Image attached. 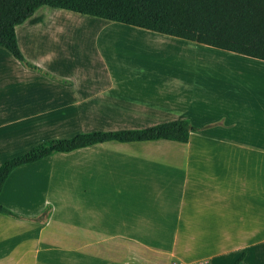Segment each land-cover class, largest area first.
<instances>
[{
    "label": "crops",
    "instance_id": "obj_1",
    "mask_svg": "<svg viewBox=\"0 0 264 264\" xmlns=\"http://www.w3.org/2000/svg\"><path fill=\"white\" fill-rule=\"evenodd\" d=\"M60 13L57 16H68L65 18L67 21L76 22L79 27V23L83 24L89 31L84 41L79 43V50L90 49L87 55L89 67L82 72L76 71L77 68L66 72L59 69L57 65L68 60L62 42L59 45L62 52L47 55L54 65L48 66L43 58L36 60L26 57L43 72L28 68L10 53H4L10 63V79L7 74L0 80V154L14 152L16 146L29 138H35L38 144L46 136H57L52 129L56 121L68 114V110L78 113L80 107L90 106L98 108L102 114L114 112L122 115V104H125L131 105V111L146 114L149 119L158 121L156 123L176 119H188L191 122L218 121L214 128L202 129L214 140L213 146H193L197 152L216 153L213 162L205 160L206 164H203L207 166L213 163L214 167L207 168L213 170L210 173L202 174L194 164L185 162L184 166L181 165L183 174L177 177L172 175L173 160L165 154L156 156L157 160L163 162L162 167L140 168L139 165L142 175L96 178L93 176L95 162H110H105V155L96 156L83 151L108 144L70 153H57L38 162L22 165L7 178L0 194V204L28 218L0 217V264H112L94 256L95 249L102 248V235L110 233H182L186 235L183 240L184 249L194 247L195 239L190 234H222L231 232L230 228L233 227L235 232L248 233L254 225L250 218L254 219L255 210L258 209L262 217L264 210L247 205L251 209L250 213L245 210L242 214H234L231 205L241 182L249 183L250 178L262 184L264 194V87L258 86L263 90H258L257 86L253 90L248 85L234 87L236 97L230 99L224 98L222 91L220 95L216 91L208 92L213 89L208 87L206 81L186 80L187 75L183 69L184 76L171 79L168 75L167 81L162 82L134 78L132 71L135 69L124 66L127 64L122 58L125 42L140 40L145 35L148 38H159L162 46L186 54H189L187 50L190 46L175 36L157 32L153 34L154 31L138 33L134 30L138 27L131 25L75 12L66 15ZM230 53L233 57H240H232L235 62L264 69L263 60ZM148 66L140 68L158 70L155 66ZM181 67L184 68V65ZM195 69L194 73L198 74V68ZM213 84L215 87H230L224 82ZM136 87L139 89L134 91ZM144 89L151 90L140 91ZM213 97L217 99L215 102L218 110L215 105L205 103L206 98L210 100ZM226 106L229 107L227 110ZM213 111L214 119L207 118L213 115L210 114ZM86 113L89 116L93 114ZM202 132H192L185 144H189L193 136ZM58 155H73V160L61 167L62 175L52 177L39 173L41 176L37 183L43 190V199L31 209L16 202L12 198L14 191H28L20 188L18 181L30 175L29 167ZM4 160L6 158L0 159V164ZM69 171L73 173L68 174ZM29 186L35 190V180L31 179ZM17 197L16 194L14 198ZM47 205L51 208L46 221H42V217L35 219ZM114 206L119 208L117 215H112L116 212H109ZM71 233H74L72 238ZM257 243L264 244V239L241 247L250 248L257 246ZM129 246L124 249L125 254H130L133 247L137 250L141 247L152 248L143 244ZM166 249L174 251L173 239L170 249ZM154 250L159 249L154 247ZM246 260L245 256L241 264H245Z\"/></svg>",
    "mask_w": 264,
    "mask_h": 264
},
{
    "label": "rangeland",
    "instance_id": "obj_2",
    "mask_svg": "<svg viewBox=\"0 0 264 264\" xmlns=\"http://www.w3.org/2000/svg\"><path fill=\"white\" fill-rule=\"evenodd\" d=\"M60 12H63V15L73 14L72 11L49 7L46 5L39 7L30 18L16 27L18 45L25 58L27 57L28 59L36 60L43 58L44 63L51 66L54 64L49 60V58H47V55L60 51L62 52L59 47L62 42L64 45L63 51L67 54L68 60L66 59V62L58 64V68L62 69L64 72L73 68H77L76 71L78 70L79 72L87 70L89 67L87 55L90 53V49H86L85 51L79 50L81 49L79 43L84 41L89 31L84 29L85 26L83 24L79 23V27L76 22L67 21L65 18L68 16H57L58 14H61ZM127 30L129 31L131 28ZM134 30L138 33L144 34H148L146 32H152L151 30L141 29L139 27ZM153 34H155V32ZM142 36L143 37L140 40L125 42V48L122 50V58L127 63L124 66H132L133 69H135L132 71V74L135 76L134 78L146 80L148 82H162L167 81L168 75H170L171 79L174 77L184 76L182 73L183 69L187 75L185 76L186 80L197 82L206 81L208 87L213 89L207 90L208 92L216 91L215 93L220 95V92L222 91L223 97L230 99L236 97L234 94L235 88H239L243 85H248L252 87L253 90L257 89L255 86L264 87V69L257 66H249L241 62H235V60L232 59V53L226 50L215 49L214 47L208 45L183 39V42L187 44L186 46H190L189 50H187L189 51V54H186L181 51L162 46V42L159 38L153 39L151 37L148 38L145 35ZM191 48L192 50L190 51ZM185 50L186 47L183 51ZM4 53L9 54L10 52L5 48L0 47V80L3 76L8 74L10 67V63L7 61ZM64 56L66 55L64 54ZM233 58L240 57L237 56ZM240 60L241 59H239V61ZM148 63H150L149 66ZM77 65H80V67ZM183 65L184 68L181 67ZM141 66H155L158 70L155 71L150 68L141 69ZM179 67H181V69H178ZM195 68H198V74L194 73L196 70ZM218 82L228 83L230 87H221L219 85L215 87L213 83ZM260 87H258V90H263V88ZM138 89L139 88L136 87V89L134 88L133 90L135 91ZM150 90L151 89H144L140 91L145 92ZM215 100L217 99L214 97L210 100L206 98L205 103L215 105L218 110ZM210 105H208V107H211ZM228 108L229 107L226 106L225 109L227 110ZM107 110L110 109L107 108ZM131 110V105L127 106L125 104H122V115H117L114 112L102 114L98 108H91L90 106L89 108H87V106L80 107L78 113L68 110V114L64 115L62 120L56 121L57 124L52 129L54 134L57 136H46L44 139L48 140L56 137H71L76 133L91 130H115L120 128L143 127L158 122L156 120L149 119V116L146 114L136 113ZM86 112L93 113L90 115L92 117L86 115ZM211 113H213V115H208L207 118L213 117L212 119H214V111L210 112V114ZM202 116L206 117L207 115H201V117ZM119 117H122V119ZM193 123L197 125L199 123L203 124V126L205 125L203 130H208L214 128V126L218 124V121L215 122L214 120H209L192 122V124ZM197 132H202V130ZM35 142H37L35 138L23 140L21 143L22 145L20 144L19 146H16L14 152L0 154V159H7L21 154L27 151L29 147L36 145L37 143ZM213 143L214 140L209 135L202 132L201 134L191 138V142L189 143L191 146L189 144L163 142V140H157L122 145L106 143L108 145L96 146L83 152L96 156L105 155L107 158L105 162H110V164L95 162L93 176L96 178H116L117 176L136 177L137 175H142L143 173L140 169L141 167H162L163 162L157 160L156 156H165V154L173 160L172 175L179 177L183 174L182 171L184 169L181 165L184 166L185 162L194 164L200 170V173L203 172L202 174L213 171L211 169H207L208 167H214L213 163L207 166L203 164H206L204 163L205 160L213 162L216 158V153L197 152L196 148L193 147L196 144H205L209 147L213 146ZM72 156L73 155H58L51 159H47L44 163L29 167L28 173L30 175L20 178V181L18 182H20V188H25L30 192L26 190H16L12 193V198L16 202L19 201L20 204L27 208L31 209L34 207L44 197L43 190L38 187L40 184L37 183L39 181L38 177L41 176H39V173H42L43 176L52 175V177L62 175L63 173L61 167L70 164L73 160ZM71 173L70 171L68 172V174ZM75 174L76 172L74 171L73 175ZM31 179L35 180V190L30 189L29 182ZM250 180L251 182L249 183L241 182L242 185L236 192L237 196L231 205L234 214H237L238 212L242 214L245 210L250 213L251 209L248 208L247 205L250 207L253 206L254 208L260 207L262 208L261 211L264 210L263 186L260 183L253 182L251 178ZM244 185H247V187ZM7 194L8 193L6 191L5 196H7ZM16 194L18 197L15 199L14 197ZM245 196H247V198H244ZM118 210L119 208L114 206L109 210V212H116L112 215H117L119 214V212H117ZM258 212V209H256L254 219L250 218L254 225L251 226V230L249 229L248 233H242L241 231L235 232L233 227L230 228L231 232L222 234H190L193 235L195 239L193 242L194 247L191 249L183 248V240L186 235L182 233L103 234L101 240L102 248L98 250L96 248L94 256L99 257L101 260L106 259V261H109L112 264H131V262L132 264H232L242 252H245L247 257L245 264H264V244L257 243L255 244L257 246L245 249L241 247L242 245H248L249 243L259 242L264 239V217L259 216ZM0 217L8 218L2 214H0ZM245 228L246 226L241 229L244 230ZM73 234L74 233H71V238ZM83 237L85 238L86 235H83ZM172 239L175 242V249L174 251H167L166 248L168 247L170 249ZM142 244L152 248L141 247L137 250V248L133 247L130 254L124 253V249H128V247H130L129 245L142 246ZM154 247H158L159 250L155 251ZM161 252H164V254H160ZM90 254L91 251H89V255ZM56 264H60V262Z\"/></svg>",
    "mask_w": 264,
    "mask_h": 264
},
{
    "label": "trees",
    "instance_id": "obj_3",
    "mask_svg": "<svg viewBox=\"0 0 264 264\" xmlns=\"http://www.w3.org/2000/svg\"><path fill=\"white\" fill-rule=\"evenodd\" d=\"M69 10L115 21L157 33L195 41L214 48L264 61V0H0V47L22 64L43 72L23 55L16 27L41 6ZM205 128L188 119H176L150 126L115 130H91L71 137L42 141L0 164V194L16 168L38 162L57 153L106 143L132 144L150 141L188 143L191 133ZM50 205L35 219L49 216ZM0 214L25 219L0 204ZM242 252L232 264H241Z\"/></svg>",
    "mask_w": 264,
    "mask_h": 264
},
{
    "label": "bare ground",
    "instance_id": "obj_4",
    "mask_svg": "<svg viewBox=\"0 0 264 264\" xmlns=\"http://www.w3.org/2000/svg\"><path fill=\"white\" fill-rule=\"evenodd\" d=\"M82 28V27H81ZM84 29H85V27H84Z\"/></svg>",
    "mask_w": 264,
    "mask_h": 264
}]
</instances>
